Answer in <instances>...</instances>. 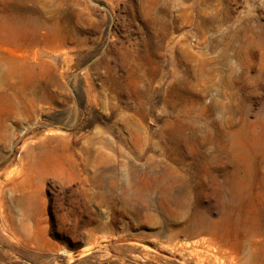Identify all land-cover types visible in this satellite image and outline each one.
Instances as JSON below:
<instances>
[{
  "label": "rangeland",
  "instance_id": "374dc122",
  "mask_svg": "<svg viewBox=\"0 0 264 264\" xmlns=\"http://www.w3.org/2000/svg\"><path fill=\"white\" fill-rule=\"evenodd\" d=\"M0 264H264V0H0Z\"/></svg>",
  "mask_w": 264,
  "mask_h": 264
}]
</instances>
